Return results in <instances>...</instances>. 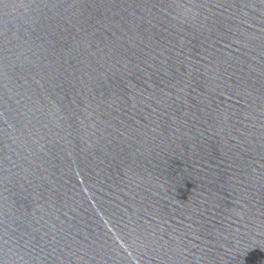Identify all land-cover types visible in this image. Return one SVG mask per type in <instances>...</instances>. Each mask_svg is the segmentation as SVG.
<instances>
[{"label": "water", "instance_id": "water-1", "mask_svg": "<svg viewBox=\"0 0 264 264\" xmlns=\"http://www.w3.org/2000/svg\"><path fill=\"white\" fill-rule=\"evenodd\" d=\"M0 264H264V0H0Z\"/></svg>", "mask_w": 264, "mask_h": 264}]
</instances>
